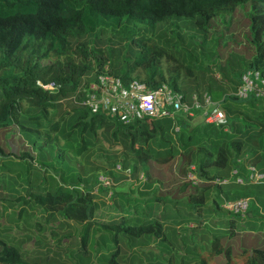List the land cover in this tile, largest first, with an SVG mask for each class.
Instances as JSON below:
<instances>
[{
  "label": "rangeland",
  "instance_id": "374dc122",
  "mask_svg": "<svg viewBox=\"0 0 264 264\" xmlns=\"http://www.w3.org/2000/svg\"><path fill=\"white\" fill-rule=\"evenodd\" d=\"M250 11V5L245 4L232 14L219 16L206 37L187 17L174 16L152 28L126 19L115 22L100 17L99 27L92 33H77L71 39L66 57L59 59L69 57L80 62L78 47L84 43L88 49L102 52L107 59L105 66L119 76L130 71L135 59L140 58L141 49L159 47L164 54L157 70L168 82L170 76L176 77L183 92H212L215 87L225 86L226 94H234L229 82L236 83L245 63L254 55V49L247 43ZM54 59L52 55L40 63L49 65ZM129 76L144 79L146 72L136 67ZM72 107L70 100H61L55 109L48 110L23 104V117L0 130V239L22 251L24 259L41 264H113L112 258L117 264H245L253 248L264 247V182L237 186L235 193L229 196L233 197L231 199L210 188L207 209L202 213L204 219L198 226L202 233L191 235L184 230L186 222L196 218L195 212L189 209L190 190L179 191L182 177L168 171L178 169V158L162 167L153 165L156 176L153 175L150 185H143L145 179L140 173L131 176L116 171V166L127 171L135 161V156L124 150L120 134L113 137L112 129L108 133L105 130L82 132L80 127L71 130L81 113L72 112ZM244 114L241 112L240 116ZM29 116L31 118H27ZM61 120L58 130L52 132L50 123ZM199 121L193 119L189 131H193ZM198 127L200 131L202 126ZM180 146L178 144L179 149ZM21 154L29 157L20 159ZM77 175L87 186L102 175L100 177H107L112 184L120 182L125 190L118 192L114 185L110 190L100 188L95 192L96 188L91 189L97 205V221L87 256L76 253L81 228L74 225L53 230V226L39 219L45 212L35 203L36 198L52 194L57 188L63 193L77 192L73 190L76 181H72ZM110 191L113 192L111 197ZM214 198L220 205L223 200L248 198V213L245 218L234 217L221 206L216 208ZM22 208L23 213H19ZM154 212L160 218L155 217ZM121 217L125 219L121 221ZM157 221H161L163 228L159 235L137 237L124 230L128 226L139 227ZM112 223H119L121 229L105 228ZM180 229L186 235L178 238ZM52 231L56 235L66 233L69 244L64 239L59 247L55 246L57 237ZM215 238L219 240L218 252L211 255ZM192 240L199 250L185 257L179 248L191 246ZM149 242L154 243L152 247ZM227 246L231 247L229 258L225 253ZM116 251L119 253L115 254Z\"/></svg>",
  "mask_w": 264,
  "mask_h": 264
},
{
  "label": "trees",
  "instance_id": "16d2710c",
  "mask_svg": "<svg viewBox=\"0 0 264 264\" xmlns=\"http://www.w3.org/2000/svg\"><path fill=\"white\" fill-rule=\"evenodd\" d=\"M245 4H249L251 9L247 14V43L254 49V55L245 63L236 83L229 82L234 93L240 85L241 76L248 70L258 71L264 79V0H0V130L12 126L23 117V104L31 108L55 109L59 101L70 100L82 83L88 84L102 72L107 63L106 57L98 50L88 49L84 43L78 47L80 62L69 57L62 61L59 59L66 57L71 39L77 33L94 32L101 24V18L115 22L126 19L152 28L174 16L187 17L193 20L196 28L206 37L219 16L232 14L237 7ZM163 54L159 47L152 50L141 49L140 58L135 59L129 72L118 76L109 69V73L127 83L137 79L131 78L129 73L136 67H141L146 76L137 80L151 87L167 83L173 90L188 96L187 91L186 93L180 89L176 77L170 76L168 82L157 70ZM52 55L55 59L51 64L40 63L50 59ZM85 76H88L87 79H84ZM38 82L54 83L58 89L54 92L45 91L37 85ZM226 91L225 86H218L212 92H206L213 101L219 102L227 118L225 126L217 127L200 120L193 126V131H189L193 119L183 116L174 120L145 118L122 124L102 114H90L86 108L77 106L70 100L74 105L71 111L81 112L71 130L80 127L82 132L105 130L108 133L112 129L113 137L120 134L124 150L134 155L135 161L127 171L121 166L120 170L116 166V171L128 172L126 174L131 176L140 173L145 179L143 185H150L155 175L153 165L162 167L177 157L178 169L170 168L168 171L179 173L182 177L179 191L190 190L187 195L189 209L202 213L206 209L207 192L210 188L213 187L218 194H224L226 199H231L233 197L229 196L235 193L237 186L250 185L235 183L237 177L247 180L246 166H254L264 173V99L251 95L242 100L234 94H226ZM241 112L245 114L240 116ZM61 122L62 120L50 123L51 131L56 132ZM198 126H202L200 131ZM175 127H178V131H175ZM178 144L181 145L180 149ZM19 157L25 159L29 156L21 154ZM126 164L124 158L123 167ZM236 169L238 174L231 176V172ZM189 172L201 183L192 184L187 179ZM157 174L160 175L158 172ZM99 177L92 185L87 186L81 176H74L75 179L71 178L73 182L76 181L73 190L77 192L63 193L57 188L52 194L46 193L44 197L40 196L35 200V203L44 208L45 214L41 217H45L44 222L47 224L50 222L49 217L54 214L85 223L81 231V244L76 251L81 256L89 253L88 244L97 211L91 189L110 190L113 187L112 181L110 187H103ZM217 179H229L230 183H214ZM224 188L228 189L223 190ZM110 193L109 197L113 195L112 191ZM213 201L216 208H220L216 198ZM23 211L24 208L19 213ZM155 217L160 218V215L155 214ZM195 217L198 218L197 215ZM124 219L121 217L120 220ZM159 222L161 221L133 228L128 226L124 230L137 237L143 234L159 235L163 232ZM230 224L232 225L231 222ZM105 228L119 231L121 225L106 224ZM218 247L219 240L215 238L211 244L212 251L217 253ZM225 251L229 258L231 247L227 246ZM118 253L119 251L115 252ZM23 255L22 251L8 246L0 239V264H41L30 263ZM47 260L49 261L48 258ZM111 261L117 264L113 258ZM245 264H264V247L253 248Z\"/></svg>",
  "mask_w": 264,
  "mask_h": 264
},
{
  "label": "built area",
  "instance_id": "2783aa9c",
  "mask_svg": "<svg viewBox=\"0 0 264 264\" xmlns=\"http://www.w3.org/2000/svg\"><path fill=\"white\" fill-rule=\"evenodd\" d=\"M37 85L50 92L58 89L54 83L38 82ZM192 93L188 96L184 95L181 91L173 90L167 83L154 87L137 79L123 83L119 77L110 74L108 68L104 66L102 72L93 81L88 84L82 83L70 100L75 105L86 108L90 114H102L122 124H130L145 118L174 120L178 116L198 118L205 124L217 127L227 124V118L219 102L213 101L206 92ZM234 95L242 100L251 95L264 99V79L260 73L255 70L244 72ZM175 131H178V127H175ZM120 169L117 166V170ZM246 170L247 180L237 177L235 183L256 185L264 182L263 172L251 165L246 166ZM237 174V169L231 172V176ZM187 179L194 185L201 183L191 172L187 174ZM99 180L103 187L112 185L105 177H100ZM214 183L223 185L230 183V180L217 179ZM221 207L229 214L244 218L249 208V199L224 200Z\"/></svg>",
  "mask_w": 264,
  "mask_h": 264
},
{
  "label": "crops",
  "instance_id": "0c3cea01",
  "mask_svg": "<svg viewBox=\"0 0 264 264\" xmlns=\"http://www.w3.org/2000/svg\"><path fill=\"white\" fill-rule=\"evenodd\" d=\"M114 185V187H117V191L118 192H121V193H123V192H125V190H124V188L120 185V182H118V183H115V184H113ZM222 195H224V194H222ZM206 205H207V202L205 203ZM207 209V208H206ZM205 209V210H206ZM204 211V210H203ZM203 211H201L202 213H203ZM202 213H198V212H196L195 213V215H197L198 216V218L196 219L195 218V220L193 221H187L186 223V228L184 229L185 231H187L186 233H191V235H200V233H202V229L201 228H199L198 226H199V223H200V221H202L204 218V216L202 215ZM203 216V217H202ZM50 219V222L48 223V225H51V226H53L52 227V229L54 230V229H56V228H61L62 226H64V227H62L63 229H65V228H69V227H73L74 225H76L77 227H80L81 228V230L80 231H82L83 229H84V227H85V223H79V222H76V221H74V220H72V219H67V218H65V217H63L62 215H60V214H54L53 216H51V217H49ZM39 219L41 220V219H43V220H45V217H39ZM97 218H96V215H95V217H94V219H93V221H94V223H93V227H92V231H93V229L95 228V226H96V220ZM121 219V218H120ZM63 222H66L65 224H63ZM202 224V226H204L205 224H206V222L205 221H203V222H201ZM105 224H103V226H104ZM52 233H53V236L54 237H57L56 238V241H55V246H57V247H59L60 246V242H61V240H64V239H66V244H69V241H68V237H67V235H66V233H61V234H55L54 233V231H52ZM92 233V232H91ZM181 234H182V232H181V229H180V231H179V233H178V235H179V237L178 238H180V236H181ZM186 234H182V236L184 237ZM94 237H96V236H94ZM194 237V236H193ZM80 238H81V232L79 233V242H78V245L80 246V244H81V240H80ZM195 239H197V238H195ZM150 243V245H151V247H152V245L154 244V243H152V242H149ZM66 244H63L62 246H65ZM179 250L181 251V253L186 257L187 256V254L188 253H197L198 252V247L196 246V245H194L193 244V240H192V245L191 246H188V247H180L179 248ZM225 253H226V251H225ZM210 254L211 255H214L215 254V252L214 251H212V248H211V251H210ZM192 259L194 260L195 258L194 257H192ZM228 264H230V263H228Z\"/></svg>",
  "mask_w": 264,
  "mask_h": 264
}]
</instances>
